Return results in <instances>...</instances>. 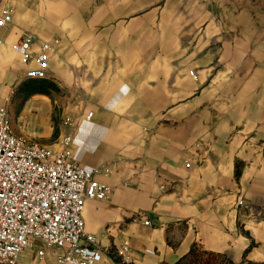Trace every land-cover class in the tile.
I'll use <instances>...</instances> for the list:
<instances>
[{"label":"crops","instance_id":"obj_1","mask_svg":"<svg viewBox=\"0 0 264 264\" xmlns=\"http://www.w3.org/2000/svg\"><path fill=\"white\" fill-rule=\"evenodd\" d=\"M6 7L2 97L29 81L14 43L27 33L60 41L42 93L27 91L10 119L18 137L52 151L71 137L73 161L101 169L110 196L82 214L101 240L97 264H116L124 244L133 264H176L194 245L264 263V0H0ZM48 262L36 249L20 259Z\"/></svg>","mask_w":264,"mask_h":264},{"label":"built area","instance_id":"obj_2","mask_svg":"<svg viewBox=\"0 0 264 264\" xmlns=\"http://www.w3.org/2000/svg\"><path fill=\"white\" fill-rule=\"evenodd\" d=\"M13 13L11 7L0 12V27L12 21ZM59 43L27 33L12 45L26 67L24 80L50 78L51 52ZM3 46L0 38V51ZM71 144L66 136L52 151L18 137L9 98L0 95V264H20L29 249L48 264H97L103 259L101 240L86 233L82 214L87 201L108 199L111 187L96 179L100 168L73 161ZM239 205L248 206L254 218L260 215L257 206L244 200ZM116 264H133L128 244L119 250Z\"/></svg>","mask_w":264,"mask_h":264},{"label":"rangeland","instance_id":"obj_3","mask_svg":"<svg viewBox=\"0 0 264 264\" xmlns=\"http://www.w3.org/2000/svg\"><path fill=\"white\" fill-rule=\"evenodd\" d=\"M43 88V84L40 81H27V83H24V85L20 86L19 89H17V97H14L16 93L14 94V96L13 93H8L6 96L9 98V111L11 119L16 120L20 115L22 105L24 104V101H26V99L28 98V92H30V95L35 92L42 93ZM60 111L61 110L57 106L53 110V116H50L56 128L59 126L61 127V125L64 126V119L61 118ZM213 262L214 264H230L229 262H226L223 259H215L213 260Z\"/></svg>","mask_w":264,"mask_h":264},{"label":"trees","instance_id":"obj_4","mask_svg":"<svg viewBox=\"0 0 264 264\" xmlns=\"http://www.w3.org/2000/svg\"><path fill=\"white\" fill-rule=\"evenodd\" d=\"M29 81H39V79L29 80ZM248 251L249 250L245 252V255H247ZM215 259H220V260L223 259L224 261L229 262L230 264H235L224 255L202 250L198 245H194L191 251L186 256L182 257L176 264H214L213 260ZM238 264H264V263L248 261Z\"/></svg>","mask_w":264,"mask_h":264}]
</instances>
